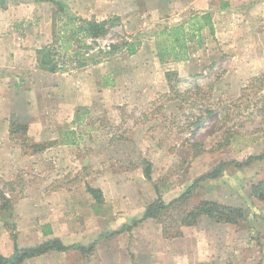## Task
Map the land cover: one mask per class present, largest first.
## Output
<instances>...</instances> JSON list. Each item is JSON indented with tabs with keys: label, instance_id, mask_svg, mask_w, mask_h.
Returning a JSON list of instances; mask_svg holds the SVG:
<instances>
[{
	"label": "rangeland",
	"instance_id": "374dc122",
	"mask_svg": "<svg viewBox=\"0 0 264 264\" xmlns=\"http://www.w3.org/2000/svg\"><path fill=\"white\" fill-rule=\"evenodd\" d=\"M6 1V10L10 6L15 9V6H26L34 2ZM84 1L87 6L94 4L96 0ZM119 1L123 4L128 0ZM147 1L148 10L142 12L140 21L130 18L134 13L137 16L140 10L132 11L129 7L130 21L125 19L121 25L113 28L105 41L97 43L100 46L98 50L91 46L92 50L94 48L89 52L92 57L87 55L89 50L73 41L74 48L72 49L71 44L70 50H73L75 60L72 58V51L69 52V60H65L66 56L60 49L58 39L53 43L52 47L57 52L55 60L60 65H65L68 61V67H79L80 62L92 64L94 61H103L104 67L110 66L113 72L111 78L115 77L114 81H118L120 87L112 97L115 99L113 104L101 102L78 108L77 113L83 118L79 125L71 126L80 135L78 151H65L62 163L51 162L54 165L49 166V170L61 176L60 180L53 179L50 182L51 179H47L44 170H24L10 181L0 178L1 189L4 182L12 183L6 191L13 190L9 194L14 206L49 186L70 191L76 186L77 192L80 189L85 192L88 185H96V182L87 181L88 177H92V172L98 174L97 177H104L107 168L115 172L131 169L140 177L148 163L152 165L153 179H147L148 184L156 193L155 187H158L163 200L169 203L186 192L198 177L220 163L243 162L250 156L264 153V113L261 110L264 108V86L260 92L251 89L242 97V89L249 84L250 79L264 74V4L256 5L247 15L239 11V8H234L243 0L207 1L208 5L216 6L226 1L234 6L229 9L212 8L211 5L208 7L207 11H217L213 19L215 34L212 35L209 28H205L202 31V46L198 47L195 42L189 44L192 60L190 58L179 63L181 82L177 87L178 92L174 93L164 79L166 67L171 62H160L157 55L158 44H163L159 33L164 29L163 25H172L183 19L187 22L193 15H189L188 10L183 12V7L188 4L185 0H173L172 11H157V15H153L149 8L159 6L157 4L160 0ZM99 3L101 7L102 0ZM199 3L200 1L190 10L198 11L199 14L207 12L206 3L202 4L205 7ZM96 5L92 7L95 11L99 9ZM45 7L42 13L46 16L57 10L52 4ZM6 10L0 7V33H15V20H10L13 17ZM65 10V13L57 14L53 20L55 34L59 36L65 22L71 25L69 28L73 27L72 20L79 22L78 11L69 7ZM84 10L87 14L92 12ZM24 23L31 27L37 23V18L35 16L33 20L29 19ZM18 25L21 27L22 24ZM127 37L137 44L136 55L131 57L123 50L113 54L105 53L110 51L107 49L110 45L122 43ZM77 48L82 53L79 56L75 54ZM83 54L86 60H82ZM143 65L145 68H140ZM93 73L94 70L92 75ZM99 76L100 79L101 75ZM88 89L91 91V88H87L85 93L89 92ZM133 96L137 98L134 99ZM207 110L212 111V114H208ZM41 111H36L35 114L47 116L48 113ZM199 116L203 123L196 128L193 122ZM21 137L22 135L17 136L18 142L11 137V143L19 145L23 139ZM30 140L38 143L33 137ZM58 141L60 140L55 142ZM69 141L73 142L72 139ZM263 179L264 160H261L242 169L228 167L221 177L203 182L191 199V206L203 200L214 201L242 207L247 217L236 226L202 218L196 226L180 228L183 235L177 237V245L195 252L199 260L205 261L196 264H264V202L251 194L252 185ZM8 213L0 205L2 253L8 252L10 235L17 232V228L13 230L14 223L17 220L21 224L27 223V211L26 214L23 211L19 219L13 216L7 220L9 223H5L2 219H8ZM158 226V229H163L160 224ZM150 227L148 235L155 239L157 228ZM72 258L75 262V258Z\"/></svg>",
	"mask_w": 264,
	"mask_h": 264
},
{
	"label": "crops",
	"instance_id": "0c3cea01",
	"mask_svg": "<svg viewBox=\"0 0 264 264\" xmlns=\"http://www.w3.org/2000/svg\"><path fill=\"white\" fill-rule=\"evenodd\" d=\"M60 1L66 7L78 11L80 16H77L79 22H71L74 23L71 28H69L71 25L68 28L67 26L64 27L60 36L55 34V27L53 26V20L57 16L56 11L50 12L49 16L42 13L46 9L45 6H49L48 3L32 2L26 6H15V9L10 6L6 10L7 14H11L13 17L10 20H15V33L12 31L0 33V178L5 181H10L24 170H44L47 179H51L50 182L53 179L60 180L61 176L49 169L56 163H62L65 158V151H78L80 135L76 128L71 127L73 124L79 125V121L83 118L79 117L78 108L101 102L107 105L113 104L115 99L112 97L120 87L118 81H114L115 77L114 79L111 78L113 72L110 66L104 67L103 61L92 64L89 62L81 64L80 62L81 66L79 67H68V61H66L65 65H61L66 71L53 74L38 68L37 51L44 47L53 46V43L60 37L59 45L63 55L66 56L65 60H69L70 51L73 53V41L79 42L85 49L89 50L87 55L90 56L89 52H92L94 48L99 49L98 42L85 38L84 34L81 33H77L78 36L75 40L71 35L72 31H78L77 28L81 26L80 20L101 22L118 16L121 18V23L125 19L130 21L128 19L129 7L132 8V11L134 9L140 10L137 12V16H135L136 13L130 14L131 19L137 18L139 20L142 12L148 10L149 3L146 0H128L127 3L122 1L123 4L119 0H102V6L99 7V0H96L94 4H98L96 8L99 7V9L95 11V8H92L94 4L85 6L84 0ZM185 1L188 4L183 7V12L188 10V14L191 16L200 13L190 10L195 8L199 1V5L202 7L207 5L206 11L210 5L212 8L225 5V8L228 9L234 6V4L226 1H222L216 6L214 4L208 5L207 1L210 2L211 0ZM203 1L206 5H202L204 4ZM259 1L261 0H243L234 8H239V11L249 15L256 5L264 4L263 0ZM157 5L159 6L149 8V11H153V15L157 11L162 13V11L173 9L174 3L173 0H160ZM245 7L246 10H244ZM84 9H89L92 12L87 14ZM209 12L213 14L214 19L217 11L209 9L204 13ZM33 13L35 15H32ZM35 16L37 23L32 24L31 27L26 26L24 22H28L29 19L33 20ZM177 22L172 25H163L162 28L172 27L186 22V20L183 19L180 22L178 20ZM18 24L23 26L19 27ZM106 37L99 39L100 42L105 41ZM126 41L133 43L132 39H128V37ZM71 44L72 49L70 50ZM91 46L94 47L93 50ZM107 49L111 50V45ZM78 51H80L78 48L75 49L77 56L82 54ZM137 53L138 51L134 55ZM189 55L191 58L192 52L189 51ZM72 58L75 60L74 53ZM81 58L86 60L84 54ZM157 62L159 64L161 61ZM167 62H171V65L166 67L164 73L166 83H168L166 72H180L179 63L185 61L174 62L170 60ZM140 68L145 67L143 65ZM92 70L97 75L94 73L92 75ZM99 75H101L100 79ZM89 83L91 86H88ZM87 88H91V91L88 89L89 92L85 93ZM133 97L134 99L137 98L136 96ZM41 110L48 113L47 116L35 114L36 111ZM13 120L27 125V136L29 134L38 143L60 140L66 131H74L78 138L76 142L66 140L61 144L49 147L42 153L25 154L20 144L11 143V122ZM75 159H77L76 156ZM106 173L104 177H97L98 174L92 172V177L87 179V181L96 182V185H90L91 187L102 191V204L95 200L87 188L85 192L82 189L77 192L76 186L72 187V191L63 188L56 189L55 186L47 187L51 189L48 191L45 187V190L41 189L37 193H33L30 198L15 204L13 216L18 218L23 211L25 214L26 211L28 213L26 216L27 223L21 224L19 223L20 220L14 223L17 228L15 234L20 248L37 246L51 239H59L65 246H89L98 240L95 252L91 255H84L79 251H51L45 255L28 259L22 264H196L205 262L203 259L199 260L195 252L192 253V251L178 246L177 237H165L163 230L158 229L159 224L153 219L141 222L131 231L125 230V227H130L134 221L143 218L147 207L157 199V193L148 184L149 181L144 172L142 176L137 177L131 169L115 172L107 168ZM95 178L97 179L95 180ZM149 227L151 229L157 228L155 239L148 235ZM10 239L8 252H0V254L4 256L13 254V235H10ZM72 257L75 258V262Z\"/></svg>",
	"mask_w": 264,
	"mask_h": 264
},
{
	"label": "trees",
	"instance_id": "16d2710c",
	"mask_svg": "<svg viewBox=\"0 0 264 264\" xmlns=\"http://www.w3.org/2000/svg\"><path fill=\"white\" fill-rule=\"evenodd\" d=\"M37 3H48L54 5L57 10L56 14L65 13L66 5L60 0H34ZM0 7L4 10L8 8V3L6 0H0ZM225 8V5L222 7ZM71 22H74L72 20ZM81 26L77 29L78 31H72L71 35L75 40L78 34H84L85 38H90L92 40H97L106 37L113 28L121 25V18L118 16L111 17L107 20L98 22L95 20H80ZM68 28L69 24L65 23L64 27ZM205 28H209L212 35L215 34V26L213 22L212 13H196L193 17L181 24L165 27L160 31L159 36L163 38V44H158L157 55L160 58L161 62H167V60H172L174 62H183L190 59L189 55V44L195 42L198 47L202 46V31ZM62 31V30H61ZM78 33V34H77ZM60 42V37L58 38ZM118 50H126L129 55H134L137 52V44L131 43L128 41H123L122 43L111 45V50L105 52L106 54H113ZM38 53V68L45 72L49 73H58L65 72L64 69L58 61L55 60L57 56L56 50L50 47H44L37 51ZM102 53V51H101ZM100 61H94V63H99ZM166 79L169 83V87L172 92L176 93L177 87L181 82V77L178 72L167 71ZM264 86V74L255 76L250 79L249 84L242 89V97L251 89H256L257 92H260L261 88ZM178 92V91H177ZM256 92V93H257ZM255 93V94H256ZM264 113V108L261 109ZM208 114H212V111L207 110ZM203 119L202 117H197L193 122V125L196 128L200 127ZM28 126L21 124L19 121L13 120L11 122V136L15 141L18 142V135H22L23 138L20 141L22 149L25 151V154H38L44 152L49 147H52L56 144H61L66 140L69 141L72 139L73 142H76L77 136L74 131H66L60 141L58 142H45L37 143L32 142L30 137L27 136ZM264 160V153L259 155H253L248 157L243 162L238 161H229L222 162L213 168L211 171L203 174L198 177L194 183L178 198L166 203L163 200L158 187L157 199L154 200L146 209V212L143 218L139 221H134L132 226L125 227V230L131 231L134 227L138 226L141 222L153 219L161 225L163 228V234L167 238L181 237L183 234L180 231L181 227L186 226H196L202 218H207L209 220L215 221L219 224H229V225H239L245 221L247 213L242 207H233L224 205L214 201L203 200L197 203L194 206L190 205L191 199L196 195L197 190L201 187L203 182L208 180H215L223 174L226 168L235 167V168H245L252 165L255 162ZM145 177L151 181L152 179V165L147 164L144 170ZM12 183L4 182V186L0 188V205L1 209L5 210L8 213V219L3 218L2 220L5 223H9V219L13 217L14 203L10 197L9 192H13L12 189H9V192L6 191ZM252 196L264 202V179L258 183L252 185ZM5 190V191H4ZM87 191L95 198L99 203H103V193L100 189H96L88 185ZM16 229V226L13 225V230ZM178 230V231H177ZM175 231V233H174ZM117 234V233H116ZM113 234V235H116ZM14 241V252L10 256H4L0 254V264H22L28 259L39 257L45 255L51 251L58 252H70V251H79L84 255H91L95 252L96 245L98 240L89 246L82 245H72L65 246L59 239L47 240L42 244L33 247L20 248L17 243L16 234L13 235Z\"/></svg>",
	"mask_w": 264,
	"mask_h": 264
},
{
	"label": "built area",
	"instance_id": "2783aa9c",
	"mask_svg": "<svg viewBox=\"0 0 264 264\" xmlns=\"http://www.w3.org/2000/svg\"><path fill=\"white\" fill-rule=\"evenodd\" d=\"M96 41H97L98 43H100V40H99V39H97ZM99 47H100V46H99Z\"/></svg>",
	"mask_w": 264,
	"mask_h": 264
}]
</instances>
